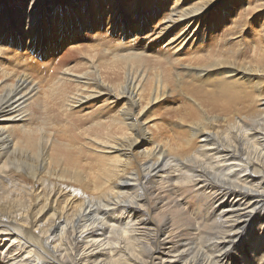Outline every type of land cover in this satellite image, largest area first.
Returning a JSON list of instances; mask_svg holds the SVG:
<instances>
[{"label":"bare ground","instance_id":"6f19581e","mask_svg":"<svg viewBox=\"0 0 264 264\" xmlns=\"http://www.w3.org/2000/svg\"><path fill=\"white\" fill-rule=\"evenodd\" d=\"M262 9L0 0V264H256Z\"/></svg>","mask_w":264,"mask_h":264},{"label":"rangeland","instance_id":"374dc122","mask_svg":"<svg viewBox=\"0 0 264 264\" xmlns=\"http://www.w3.org/2000/svg\"><path fill=\"white\" fill-rule=\"evenodd\" d=\"M257 13L255 14V15H253L252 17H249V18H251V21H253V23H254V27H256V28H258L259 29V26H260V24L262 23V21L264 20V15H262V13L264 12V9H262V10H258V11H256ZM34 57L36 58V59H39V57L38 56H36V55H34ZM150 118L152 119L153 118V113L152 114H150ZM120 227H121V225H120ZM259 231H260V233H264V229H259ZM251 237H250V239H249V245H251V244H255L256 243V238L255 237H252V235H250ZM249 245H246V244H242L241 246L245 249V253H244V256L246 257V259H247V262H249V263H251L250 262V259H249V255H250V253H247V250L250 248V247H247V246H249ZM263 247H264V244L262 245ZM264 252V249H263V251L261 252V254ZM261 254H259L258 256L256 255L255 256V260H254V263H256V264H259V262L261 263V259L262 258H260L261 257ZM241 254H235L234 256H233V258L232 259H230V260H232L233 262H236V263H238L239 262V260H238V257L240 256ZM239 264H241L240 262H239Z\"/></svg>","mask_w":264,"mask_h":264}]
</instances>
